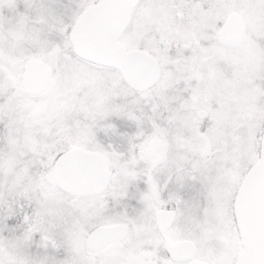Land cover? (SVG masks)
I'll return each mask as SVG.
<instances>
[{"label":"snow or ice","instance_id":"1","mask_svg":"<svg viewBox=\"0 0 264 264\" xmlns=\"http://www.w3.org/2000/svg\"><path fill=\"white\" fill-rule=\"evenodd\" d=\"M0 264H264V0H0Z\"/></svg>","mask_w":264,"mask_h":264}]
</instances>
